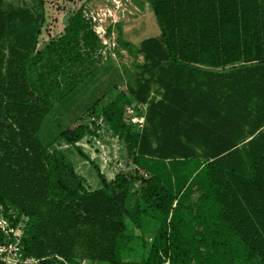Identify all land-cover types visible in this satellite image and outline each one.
I'll list each match as a JSON object with an SVG mask.
<instances>
[{
	"label": "trees",
	"instance_id": "16d2710c",
	"mask_svg": "<svg viewBox=\"0 0 264 264\" xmlns=\"http://www.w3.org/2000/svg\"><path fill=\"white\" fill-rule=\"evenodd\" d=\"M37 1L5 11L0 0V203L28 219L25 260L131 264L122 261L128 225L142 214L128 210V181L88 192L65 154L50 153L79 143L96 114L121 133L123 112L101 98L76 117L78 87L67 82L63 94L57 80L67 60L40 65L35 55L45 21ZM146 1L160 34L137 49L144 62L131 92L149 105L147 126L127 140L133 164L156 171L146 205L161 223L140 264H264V0ZM88 29L78 12L63 40ZM153 85L160 99L149 101ZM45 92L62 95L61 109ZM195 192L203 193L197 213L188 204Z\"/></svg>",
	"mask_w": 264,
	"mask_h": 264
},
{
	"label": "rangeland",
	"instance_id": "374dc122",
	"mask_svg": "<svg viewBox=\"0 0 264 264\" xmlns=\"http://www.w3.org/2000/svg\"><path fill=\"white\" fill-rule=\"evenodd\" d=\"M42 1L45 21L35 52L40 57V65H46L49 59L58 56L67 60L68 75L66 78L59 76L57 80L62 85L63 94L68 92L64 86L67 82L72 83V87H78L71 105L76 110V117H81L102 98L101 102H112L123 112L121 118L126 125L121 133L115 132L106 116L96 114L85 124L88 131L79 143L69 146L58 142L50 149V153L59 151L65 154L66 162L88 192L100 189L105 181L115 186L121 178L128 181V210L133 215H137L138 210L142 217L128 225V249L123 251L122 261L143 263L151 254L152 243L161 223V216L146 205L147 183L156 175V171L149 162H145L141 168L133 164L131 144L127 139L130 134L141 133L147 126L146 118L143 126L139 120L146 116L148 107L142 109L143 104H139L131 92L137 87V79L142 72L139 67L144 62L137 49L143 40L157 37L160 28L146 0ZM115 1L121 4L120 8ZM37 3V0H3V9H33ZM78 12L83 13L89 29L69 45L63 40L65 29ZM90 32L96 35L98 42L93 41L88 34ZM97 32L101 35L98 36ZM53 45L59 50V55L49 50ZM65 47L71 52L64 53ZM42 99H50L61 109L62 95L52 96L50 92H45ZM154 99H160L157 85L152 86L149 101ZM54 126L55 123L50 125L51 128ZM46 130L43 129V135ZM202 195V192H195L189 198L188 204L195 213ZM27 222L28 219L19 215L14 207L0 203V260L5 264H37L24 259L22 238ZM195 233L203 235L200 227L195 229ZM82 264L93 263L84 261ZM163 264L170 263L164 259Z\"/></svg>",
	"mask_w": 264,
	"mask_h": 264
},
{
	"label": "built area",
	"instance_id": "2783aa9c",
	"mask_svg": "<svg viewBox=\"0 0 264 264\" xmlns=\"http://www.w3.org/2000/svg\"><path fill=\"white\" fill-rule=\"evenodd\" d=\"M97 35L100 36L101 35L100 32H97ZM147 107H148V104H143L142 109H147ZM131 112L132 111H130V113ZM145 118H146V116L139 120V122L141 123V126H143V124L145 123ZM33 262H35V261H33Z\"/></svg>",
	"mask_w": 264,
	"mask_h": 264
},
{
	"label": "bare ground",
	"instance_id": "6f19581e",
	"mask_svg": "<svg viewBox=\"0 0 264 264\" xmlns=\"http://www.w3.org/2000/svg\"><path fill=\"white\" fill-rule=\"evenodd\" d=\"M114 3H116L118 6L119 5L121 6V4L118 1H115ZM120 6H119V8H120Z\"/></svg>",
	"mask_w": 264,
	"mask_h": 264
}]
</instances>
